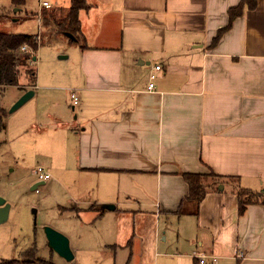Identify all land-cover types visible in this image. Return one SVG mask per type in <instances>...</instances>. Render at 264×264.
Masks as SVG:
<instances>
[{"label": "crops", "instance_id": "1", "mask_svg": "<svg viewBox=\"0 0 264 264\" xmlns=\"http://www.w3.org/2000/svg\"><path fill=\"white\" fill-rule=\"evenodd\" d=\"M84 1L80 42L60 41L67 63L13 87V104L33 91L32 127L62 135L68 185L92 189V202H73L78 215L111 217L131 264L166 247L172 226L178 261L264 264V0ZM210 172L222 184L177 214L183 175ZM240 189L257 200L243 213Z\"/></svg>", "mask_w": 264, "mask_h": 264}, {"label": "rangeland", "instance_id": "2", "mask_svg": "<svg viewBox=\"0 0 264 264\" xmlns=\"http://www.w3.org/2000/svg\"><path fill=\"white\" fill-rule=\"evenodd\" d=\"M42 1L52 7H70L69 0ZM13 2L0 0V33L39 35L31 69L41 77L48 74L54 64L65 65L66 61L58 60V50L66 46L60 41L68 40L64 35L53 37L51 27L42 24L41 0ZM18 93L13 87L6 88L5 95L0 97V110L7 113ZM33 102L34 99H30L8 114L6 130L0 131V142L6 141L0 144V196L10 205L7 220L0 224V261L24 259V252L34 244L36 256L55 264H131L125 252L114 243L115 221L111 217L99 221L87 212L78 215V203L92 202V189L82 182L77 187L68 185L72 175L65 171L69 163L62 135L52 129L39 132L31 126ZM38 166L43 167L50 180L31 191L37 181L34 170ZM92 206L104 209V206ZM33 209L36 210L35 221ZM43 226L63 232L69 239L73 261L65 262L49 249ZM176 229V226L170 228L166 247L150 252L146 264H189L171 256L176 253ZM161 253L168 256L159 255Z\"/></svg>", "mask_w": 264, "mask_h": 264}, {"label": "trees", "instance_id": "3", "mask_svg": "<svg viewBox=\"0 0 264 264\" xmlns=\"http://www.w3.org/2000/svg\"><path fill=\"white\" fill-rule=\"evenodd\" d=\"M13 1V4H20L22 0ZM255 1L256 0H252L250 2L251 7L254 6ZM85 8L84 0H71L68 9L56 8L50 11L42 9L43 11H40L43 19L42 24L51 27L53 37L55 36V38L64 35V33H70L78 41L80 32L78 12ZM240 12L241 4L229 11L230 20H233ZM39 42V35L0 33V93H2L6 87L19 86L18 80L21 75H25L27 79V82L22 88H34L36 74L33 69H31V66L34 64L32 58L38 50ZM4 116L5 113L1 110V128H3ZM183 176L188 186V195L186 199L180 202L176 211L177 214L184 212L182 206L185 201L195 203L196 206H198L207 192L217 190V187L222 184L223 181L222 177L211 172L208 174H184ZM237 195L239 198V213H243L247 205L257 202V200L254 199L255 197L247 190L240 189ZM194 213H197V208ZM24 253V259L0 261V264H55L50 260L36 256L37 249L34 244L28 247Z\"/></svg>", "mask_w": 264, "mask_h": 264}, {"label": "water", "instance_id": "4", "mask_svg": "<svg viewBox=\"0 0 264 264\" xmlns=\"http://www.w3.org/2000/svg\"><path fill=\"white\" fill-rule=\"evenodd\" d=\"M64 36L69 40L75 42L76 38L70 33H64ZM60 59H65V56L59 57ZM35 57L32 58V61ZM33 96V91H27L19 97V99L11 106L9 113H12L19 109L26 101H28ZM42 183H37L31 187V191L36 190V188ZM221 189V186L219 187ZM111 208V207H108ZM10 205L6 202L4 198L0 196V224L5 222L9 215ZM34 221L36 220V210H32ZM43 233L47 241V246L49 249L62 258L65 262H71L74 259L73 252L70 248L69 239L61 232L55 230L50 226L43 227Z\"/></svg>", "mask_w": 264, "mask_h": 264}, {"label": "built area", "instance_id": "5", "mask_svg": "<svg viewBox=\"0 0 264 264\" xmlns=\"http://www.w3.org/2000/svg\"><path fill=\"white\" fill-rule=\"evenodd\" d=\"M49 7H50V5L47 2H45V1L41 2V8L47 9ZM23 50H24V48H23ZM159 70H160V66H155L154 67V73L150 74V76H149L150 84L148 85L149 90L154 89V85L152 82L155 80V72H157ZM70 100H71L73 106H76L78 104V96L74 90L70 94ZM34 174L37 178V181L46 182V181L50 180V176L47 173H45L43 167H41V166L36 167V169L34 170ZM197 262H198V264H209V263L215 264L216 258L214 256H209V257L198 256Z\"/></svg>", "mask_w": 264, "mask_h": 264}]
</instances>
